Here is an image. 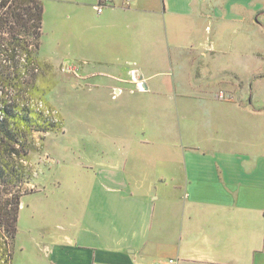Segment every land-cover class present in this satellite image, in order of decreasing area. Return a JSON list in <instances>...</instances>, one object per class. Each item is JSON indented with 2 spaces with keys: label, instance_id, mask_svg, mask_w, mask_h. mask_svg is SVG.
Masks as SVG:
<instances>
[{
  "label": "crops",
  "instance_id": "crops-1",
  "mask_svg": "<svg viewBox=\"0 0 264 264\" xmlns=\"http://www.w3.org/2000/svg\"><path fill=\"white\" fill-rule=\"evenodd\" d=\"M41 1L52 23L71 13V29L60 26L68 44L102 68H81L80 78L105 79L115 104L104 116L116 120L93 148L102 159L69 191L94 231L54 238L56 262L264 264V94L255 85L264 81V0H110L102 13L98 0ZM185 63L198 71L156 78L157 68ZM114 88L123 89L117 99Z\"/></svg>",
  "mask_w": 264,
  "mask_h": 264
},
{
  "label": "rangeland",
  "instance_id": "rangeland-1",
  "mask_svg": "<svg viewBox=\"0 0 264 264\" xmlns=\"http://www.w3.org/2000/svg\"><path fill=\"white\" fill-rule=\"evenodd\" d=\"M47 10L48 18L44 17L41 35L44 46L38 50L33 46L30 47L33 49V58L36 63L38 62L39 67L30 73L27 81H23L17 87L9 84L4 92L6 99L16 98L22 106L27 108L42 109L43 107H40L42 102L46 107L58 112V116L62 118V124L56 123L55 115L49 114L47 119L54 128L48 132L33 130L27 140L28 148L31 149L29 158L25 157L24 151L18 156V163L23 167H17L19 177L13 179L15 187L12 192L21 193L22 203L17 231L11 243L12 262L10 264H62L56 262L54 257V238L67 241V237L77 233L94 231L92 228H86V223H82V214L87 215V206L75 203L77 199H71L69 191L71 189L77 192L82 187L83 178L89 174L87 165L90 159L95 162L102 159L95 154L93 148L101 141L104 129H113L116 121L113 117L104 116L115 104L109 94L110 88L106 87L105 79L101 77L85 81L80 78L81 75L78 77L67 73L63 68L65 63H75L81 65L82 69L93 65H95L94 69H102L97 66L98 63L94 59L83 55L86 54L84 47L68 44L67 34L60 26H70L71 13L63 11L61 22L52 23L55 19L53 9ZM91 14L93 16L91 24L98 25L99 21L94 18L96 13L92 11ZM87 27V24L84 28L80 27L77 34L86 33L84 30ZM52 28L55 31L52 32ZM52 35L57 38L52 39ZM18 48L22 52L23 48L20 46ZM112 56L114 57V54ZM203 58L200 57V59ZM43 59L51 61L54 66L43 62ZM114 59L116 64L126 61L122 56H115ZM84 60L87 61L85 64ZM21 63L20 68H24L26 61L22 60ZM127 64L129 68L138 67V63L131 60H128ZM167 66L163 65L156 69V71L163 69L157 75V79H177L180 73L183 78L188 75V72L194 74L198 71L196 67L191 68L187 63L181 68ZM205 68L208 67L205 65ZM255 85L260 86L264 94V81L260 85L259 83ZM212 91V99H216V89ZM151 120L154 123V120ZM139 127L142 126L131 124V128ZM88 140H91L89 143L92 144V150L88 149V146L90 147ZM90 171L93 172L91 174L96 173L95 170ZM20 172H23L24 176H21ZM76 179L81 180V183L75 181ZM0 193H2L1 197L5 195L4 198H6L7 187H0ZM90 212L95 217L98 214L96 207L90 209ZM67 213L69 216L66 217ZM93 214H89V217ZM76 221L78 224L75 225ZM67 223L72 224L70 232L62 229V225ZM3 233L4 229L1 227L0 238L3 237ZM82 264L96 263L89 259Z\"/></svg>",
  "mask_w": 264,
  "mask_h": 264
},
{
  "label": "trees",
  "instance_id": "trees-1",
  "mask_svg": "<svg viewBox=\"0 0 264 264\" xmlns=\"http://www.w3.org/2000/svg\"><path fill=\"white\" fill-rule=\"evenodd\" d=\"M43 19L41 0H0V187H7L8 195L4 198L0 193V228L4 229L0 238V264L12 262L11 243L21 210V193L12 192L13 179L19 177L17 167H23L18 156L24 151L29 158L31 149L27 140L33 130L48 132L54 128L43 110L22 106L16 98L8 100L4 92L9 84L20 86L39 67L30 47L37 50L40 47ZM23 59L26 65L20 68ZM20 175L24 176L23 172Z\"/></svg>",
  "mask_w": 264,
  "mask_h": 264
},
{
  "label": "built area",
  "instance_id": "built-area-1",
  "mask_svg": "<svg viewBox=\"0 0 264 264\" xmlns=\"http://www.w3.org/2000/svg\"><path fill=\"white\" fill-rule=\"evenodd\" d=\"M131 0H126V3L129 5ZM110 3V0H98V4L95 6V9L98 13H102L104 11V8L108 6ZM24 60V59H23ZM63 68L67 73L79 76L81 72V65L75 64V63H65L63 64ZM131 79L136 85V90L143 91L145 89L144 87V81L142 78L139 77L140 72L137 68H133L131 71ZM134 90H132L133 92ZM123 94L122 88H114L112 90V98L117 99L120 95ZM220 98H225L226 93L221 91L219 93ZM40 107H43L42 109L39 108V110H43L45 116L48 117L49 114L55 115V122L62 124V118L58 116V112L54 111L52 108L46 107L42 102L40 103ZM156 264H179V259L175 257H170L163 259L159 261Z\"/></svg>",
  "mask_w": 264,
  "mask_h": 264
},
{
  "label": "water",
  "instance_id": "water-1",
  "mask_svg": "<svg viewBox=\"0 0 264 264\" xmlns=\"http://www.w3.org/2000/svg\"><path fill=\"white\" fill-rule=\"evenodd\" d=\"M146 88V86H144Z\"/></svg>",
  "mask_w": 264,
  "mask_h": 264
}]
</instances>
